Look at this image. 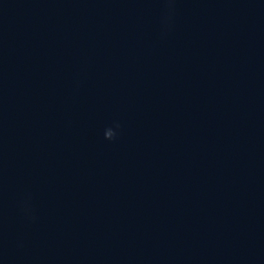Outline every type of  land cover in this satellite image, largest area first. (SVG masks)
Listing matches in <instances>:
<instances>
[{
    "label": "water",
    "instance_id": "1",
    "mask_svg": "<svg viewBox=\"0 0 264 264\" xmlns=\"http://www.w3.org/2000/svg\"><path fill=\"white\" fill-rule=\"evenodd\" d=\"M0 264H264V0H0Z\"/></svg>",
    "mask_w": 264,
    "mask_h": 264
},
{
    "label": "clouds",
    "instance_id": "2",
    "mask_svg": "<svg viewBox=\"0 0 264 264\" xmlns=\"http://www.w3.org/2000/svg\"><path fill=\"white\" fill-rule=\"evenodd\" d=\"M119 128H120L119 123H115L113 125V127H109L107 129H105L104 134H103L104 139L108 140V141L114 140L116 138V136H117V131L116 130H118ZM25 211H28V209L25 208Z\"/></svg>",
    "mask_w": 264,
    "mask_h": 264
}]
</instances>
